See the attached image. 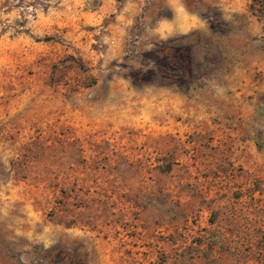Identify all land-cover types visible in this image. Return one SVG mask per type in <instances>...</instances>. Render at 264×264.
Listing matches in <instances>:
<instances>
[{
    "label": "rangeland",
    "instance_id": "obj_1",
    "mask_svg": "<svg viewBox=\"0 0 264 264\" xmlns=\"http://www.w3.org/2000/svg\"><path fill=\"white\" fill-rule=\"evenodd\" d=\"M0 264H264V0H0Z\"/></svg>",
    "mask_w": 264,
    "mask_h": 264
}]
</instances>
